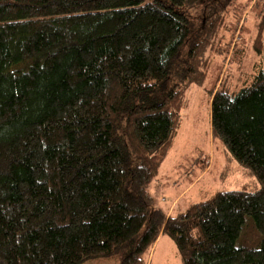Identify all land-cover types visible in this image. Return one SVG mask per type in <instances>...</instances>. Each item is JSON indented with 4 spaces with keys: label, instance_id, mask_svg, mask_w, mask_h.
I'll return each instance as SVG.
<instances>
[{
    "label": "trees",
    "instance_id": "1",
    "mask_svg": "<svg viewBox=\"0 0 264 264\" xmlns=\"http://www.w3.org/2000/svg\"><path fill=\"white\" fill-rule=\"evenodd\" d=\"M217 1L0 0V264H146L161 235L183 264H264V14L253 81L211 93L214 138L261 187L176 216L150 192Z\"/></svg>",
    "mask_w": 264,
    "mask_h": 264
},
{
    "label": "rangeland",
    "instance_id": "2",
    "mask_svg": "<svg viewBox=\"0 0 264 264\" xmlns=\"http://www.w3.org/2000/svg\"><path fill=\"white\" fill-rule=\"evenodd\" d=\"M222 1L227 11L224 24L207 52V77L202 84L194 83L187 88L178 131L150 185L155 206L168 215L176 216L218 191H256L261 187L250 170L214 138L211 93L220 85L237 91L253 81L260 67L254 43L264 14V0ZM222 1H217L214 8L221 9ZM217 9L208 10L211 13ZM84 264H118V261L101 258ZM146 264L183 262L173 239L161 235L148 253Z\"/></svg>",
    "mask_w": 264,
    "mask_h": 264
}]
</instances>
